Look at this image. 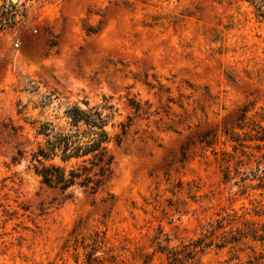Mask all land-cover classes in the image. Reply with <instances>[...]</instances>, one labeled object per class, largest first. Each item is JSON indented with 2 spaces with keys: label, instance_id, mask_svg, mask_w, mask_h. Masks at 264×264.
Wrapping results in <instances>:
<instances>
[{
  "label": "rangeland",
  "instance_id": "obj_1",
  "mask_svg": "<svg viewBox=\"0 0 264 264\" xmlns=\"http://www.w3.org/2000/svg\"><path fill=\"white\" fill-rule=\"evenodd\" d=\"M103 94L119 120L127 97L148 109L113 146L111 178L94 194L42 185L30 122ZM246 104L259 120L264 21L245 0H0V264H161L156 236L172 246L219 212L264 209V185L221 181L222 151L231 173L239 158L264 168V149L249 159L223 134ZM258 263L263 246L243 240L192 264Z\"/></svg>",
  "mask_w": 264,
  "mask_h": 264
},
{
  "label": "trees",
  "instance_id": "obj_2",
  "mask_svg": "<svg viewBox=\"0 0 264 264\" xmlns=\"http://www.w3.org/2000/svg\"><path fill=\"white\" fill-rule=\"evenodd\" d=\"M245 1L253 8L255 16L264 21V0ZM52 95L53 92L47 95L46 102L52 101ZM126 107L131 113L126 120H119L121 113L113 96L103 94L94 102L83 97L73 102L66 101L61 115L55 116L59 119L57 122L49 119L30 122L35 146L29 153L28 168L47 187L68 194L76 187L96 193L113 174V146L122 142L134 117L148 114L146 107L130 97H127ZM250 109L247 104L243 105L232 123L223 129V134L232 143V149H239L240 155H247L249 159L255 154L246 149H264V104L260 112H256L259 120L248 116ZM10 129L16 132L18 128L10 126ZM237 129L243 131L242 137ZM222 152L225 164L222 169L223 183L233 180L239 193H244L247 187L264 185V168H260L259 161L255 169L242 171L243 162L241 158L236 159L231 173L230 158L226 157L225 151ZM21 156L22 151L18 150L12 161L18 162ZM252 180H257V183H248ZM154 239L153 251L164 254L166 258V262L161 264H192L207 249L234 246L243 240L258 242L264 248V209L253 205L251 211L244 213L236 210L219 212L216 218L200 225L196 236L182 239L172 246L157 236ZM165 240L168 241V238ZM87 261L89 264L100 262L92 253L87 255Z\"/></svg>",
  "mask_w": 264,
  "mask_h": 264
},
{
  "label": "built area",
  "instance_id": "obj_3",
  "mask_svg": "<svg viewBox=\"0 0 264 264\" xmlns=\"http://www.w3.org/2000/svg\"><path fill=\"white\" fill-rule=\"evenodd\" d=\"M18 45V42L16 43V46Z\"/></svg>",
  "mask_w": 264,
  "mask_h": 264
},
{
  "label": "water",
  "instance_id": "obj_4",
  "mask_svg": "<svg viewBox=\"0 0 264 264\" xmlns=\"http://www.w3.org/2000/svg\"><path fill=\"white\" fill-rule=\"evenodd\" d=\"M12 2L15 1V0H11Z\"/></svg>",
  "mask_w": 264,
  "mask_h": 264
}]
</instances>
